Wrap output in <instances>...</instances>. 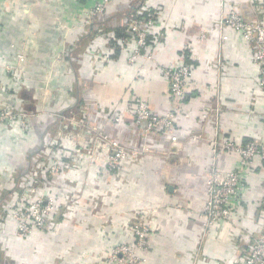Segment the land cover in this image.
I'll use <instances>...</instances> for the list:
<instances>
[{
    "label": "crops",
    "instance_id": "1",
    "mask_svg": "<svg viewBox=\"0 0 264 264\" xmlns=\"http://www.w3.org/2000/svg\"><path fill=\"white\" fill-rule=\"evenodd\" d=\"M91 1L0 0V58L8 53L5 39L30 46L25 77L0 72V108L22 112L28 125L22 130L17 120L0 124V264H110L106 251L132 241L131 227L139 219L150 227L144 264H237L264 232V162L245 175L241 210L208 229L198 217L211 172L222 175L236 165L224 151L212 154V141H264V89L252 45L222 23L229 0H116L102 19H88ZM230 1L243 18H255L257 3ZM147 11L156 12L157 31L148 34L152 58L138 73L125 52L134 47L133 35L118 41L119 54L111 42L130 15ZM56 54L60 64H54ZM181 64L192 73L183 99L176 100L159 66ZM40 77L47 81L44 92L38 89ZM25 86L32 91L24 93ZM53 93L60 96L55 105ZM137 99L157 115L174 111L175 139L165 132L145 133L135 124ZM55 109L75 112L96 132L141 156L126 175L124 190L113 181L111 186L98 181L93 190L84 179L82 191L80 182L75 186L80 200H69L74 182L67 174L45 230L22 240L10 235L14 222L7 209L15 200L3 198L6 193L14 198L20 183L15 171L30 160L35 164L42 153L51 135L44 123L53 121L45 112L54 117ZM92 132L95 141L103 137ZM195 133L200 140L190 139Z\"/></svg>",
    "mask_w": 264,
    "mask_h": 264
},
{
    "label": "built area",
    "instance_id": "2",
    "mask_svg": "<svg viewBox=\"0 0 264 264\" xmlns=\"http://www.w3.org/2000/svg\"><path fill=\"white\" fill-rule=\"evenodd\" d=\"M114 1L92 0L86 11V17L88 19L96 18L99 14L105 12L107 7ZM261 14V17L258 16L253 20H247L243 18L229 0L222 23L231 30L240 33L244 40L252 45L254 62L259 69L258 84L260 88L264 89V11ZM155 16V11H147L145 14H133L127 18L126 30L129 34H135L133 38L136 55L129 57L128 60L130 62L141 57L137 50H143L147 47L146 39L149 32L157 31ZM204 36L205 34H202L201 38H204ZM19 59L24 61V56L20 54ZM1 69L2 65L0 64ZM191 71V67L186 64L175 67L168 65L159 66V73L168 83L170 96L176 100L183 99L190 84ZM23 119V116H17L14 110L10 108H0V124L17 120L23 126ZM133 119L135 124L145 133L167 132L171 134L172 139H175L173 133L175 131L173 112L169 111L164 115L154 114L145 100L137 99L133 110ZM189 137L192 140L201 139L199 133L191 134ZM101 141L106 142L104 143V148L109 150L108 158L112 157L113 160L125 158L124 148L119 146L116 141L108 140L105 136L101 137ZM211 144L212 154L218 155L219 152L224 151L235 157L236 165L226 170L222 175L217 171H212L208 178L205 205L198 214L205 229L210 228L219 220L228 219L229 216L241 210L243 205L242 196L246 187L245 175L258 162H264V141L239 143L230 138H224L219 141L215 139ZM108 164L112 168L115 167L111 162H108ZM57 168L53 167L51 172H58ZM29 194L27 192V196ZM54 210L55 200L37 199L30 201L25 207L22 206L15 210L9 209L7 211H10L8 216L14 222L15 234L21 238L33 232L45 230L50 215ZM131 231L133 233L132 241L117 244L106 251L105 257L108 263L144 264L143 256L148 247L146 237L150 232V227L140 221L132 225ZM237 264H264V232L258 235L249 254L239 260Z\"/></svg>",
    "mask_w": 264,
    "mask_h": 264
},
{
    "label": "rangeland",
    "instance_id": "3",
    "mask_svg": "<svg viewBox=\"0 0 264 264\" xmlns=\"http://www.w3.org/2000/svg\"><path fill=\"white\" fill-rule=\"evenodd\" d=\"M250 2H253L254 4L257 3V5H255L254 7L256 8L258 7V10L255 12L254 16L261 17L262 15L261 12L264 11L263 8H261V7H264V0H253V1L250 0ZM90 4L91 3L88 4V7L90 6ZM103 14L104 12L99 14L96 18L102 19L101 17ZM126 23H127V20H126ZM133 37H135V34H133ZM6 40L10 42H8V44L4 45L3 47L4 48L6 47L5 52L8 51V53L1 54L2 58H0V64L2 65V69L0 70V72H4L6 74L13 73L11 77L14 78L15 76L17 79L19 77L20 78H22L23 76L25 77L27 71L29 72L30 70V67H28L30 64H28L29 62L27 61V57H26L27 54L25 53V47H30V46H26V45L23 46L20 43H14L9 39H5V41ZM1 47L2 46H0V52H1ZM134 47H135V44H134ZM133 48H131L130 51H125L127 55V61L129 64L136 66V70L139 73L142 67V64L146 60H151L152 56L150 54L151 52L146 50L147 47L143 50L139 48L140 50H137V53L141 57H138L133 62H130L128 60L129 57L131 55L132 56L136 55V53L134 52L135 48L134 49ZM38 51L42 54L44 53L42 49H39ZM33 52L34 51H32V54ZM20 54L24 56V61H20L19 59ZM42 54H40V56H42L41 58H44L43 56L44 54L43 55ZM57 60L60 61L59 56L56 54L54 64H60V62ZM27 64L28 66H26ZM40 64H43V62H41ZM9 80L12 81V83H15V80L11 79L10 77H9ZM40 81H41L40 83L41 87L39 84L38 89L41 92L42 90L44 92V88H45L44 85L46 86L47 81L41 77H40ZM23 88L25 89L24 93L28 91H32V89H30V87L28 86H25ZM34 90H36V94H37V89L35 88ZM53 94L57 98L59 93H53ZM40 96H44V93H41ZM59 100H60V96L57 98V100L54 101V105L57 104ZM54 105H52V107H54ZM14 112L16 113L17 116L19 115L20 117L22 116L25 117V114H23L22 112L19 113V112H16L15 110ZM58 112L60 111L56 110V114L53 115L54 117H52L49 113L45 112L48 117L53 118L52 119L53 121H51L50 123L48 122L44 123L45 126L49 125L47 127V132L51 134L50 139H48V142L44 141V144H43L44 148H41L42 153H39L40 156L38 157L35 156L37 159L35 164L31 162L30 160V162L27 163L26 167L24 168L22 167L23 169L21 170V172L19 171L20 173L15 171V173L13 174L17 178V180H19L18 182L20 183H18L19 186H17V188L13 189L12 196L14 195V198L11 197V195L8 196V193H6L5 198H3L4 200H15L12 203L13 205L9 206L7 210L9 209L15 210L16 208L22 207V206L25 207L29 204L30 201L37 200V199L55 200V208H56V201L59 199L60 182L63 180L62 178H64L67 174H69L70 176L68 177V179L74 182V185L72 186L74 191H71L69 200H80L81 197L78 195L77 189L75 188V186L77 182H80V187H79L80 189L81 183L82 182L84 183V181L86 180H88V184L91 186L93 190H97V188L94 185L98 181L105 182L107 186H111L113 184L115 185L117 184L120 186L122 185V189H123L125 188L124 183H126L125 181L126 175L130 171H132L136 162L137 163L139 162V159H140L139 157L141 155L138 152V150L126 147L123 143L119 141H116V142L118 143L119 146L124 148L125 158H122L121 160L119 159L113 160L112 157L108 158L107 155L109 154V150H107V148H104V143L106 142L101 141V140L95 141L93 136H95L96 134L93 135L92 131L96 132L97 130L93 128L91 124L89 125L87 122H85L84 119L82 121L80 120V118H76L75 116H73L75 115L73 114L75 112H68V115L62 112L60 113ZM170 112H173L174 125H175L174 111L170 110ZM61 114H62V117H61ZM39 116H45V114L40 113ZM132 116H133V113H132ZM25 118L23 119V122H24L23 126L19 124V127L22 128V130L27 129L28 127L27 122L25 121ZM34 126H36V124H34ZM57 132L59 133V135ZM86 132H89V133H88V136L84 139L81 135ZM96 133L99 136L100 135L105 136L108 140L110 139L108 134H106L103 131L99 133L96 132ZM152 133H156V132H152ZM165 133L167 135H171L170 133L169 134L167 132ZM27 159L28 158H26V160ZM108 162H111L112 164H114L115 167L114 168L110 167ZM53 167H58L57 168L58 172L52 173L51 169ZM136 173L134 174V176H137ZM138 174H140V172H138ZM111 181H113V184L108 185ZM102 184L106 186L104 183ZM91 188H90V191H92ZM103 189L104 188L101 189V192H103L102 191ZM81 191H82V188H81ZM27 192L28 194L30 193L28 196H27ZM103 193H106V192H103ZM115 194L116 193L113 192L111 196H115ZM97 195L98 194H96V196ZM119 197L121 198L118 200H123V195H117L116 199ZM104 198L106 197L104 196ZM92 199H94V197ZM10 211L9 212L7 211L9 215H10ZM140 221H142V223L147 224V222L144 221V219H141V220L139 219L136 222H140ZM10 235L20 238L18 235L15 234V232H12ZM31 235L32 233L26 237H21V239L22 240L27 239ZM6 241H7V238H6ZM25 251H26L25 258H27L29 252L28 250H25Z\"/></svg>",
    "mask_w": 264,
    "mask_h": 264
},
{
    "label": "trees",
    "instance_id": "4",
    "mask_svg": "<svg viewBox=\"0 0 264 264\" xmlns=\"http://www.w3.org/2000/svg\"><path fill=\"white\" fill-rule=\"evenodd\" d=\"M133 14H136V13H133ZM115 33L116 34H115L114 40H112L111 43L116 49V54H119V52H120L119 49L120 48H119V45H118V41L121 40V39L123 40L124 37H127L129 35V33L125 29V26L124 27L120 26V27L116 28L115 29Z\"/></svg>",
    "mask_w": 264,
    "mask_h": 264
}]
</instances>
